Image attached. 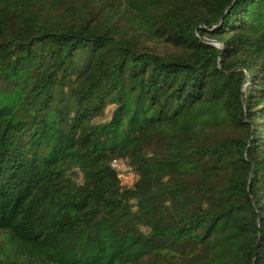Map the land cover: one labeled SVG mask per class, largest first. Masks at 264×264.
<instances>
[{
    "label": "trees",
    "instance_id": "16d2710c",
    "mask_svg": "<svg viewBox=\"0 0 264 264\" xmlns=\"http://www.w3.org/2000/svg\"><path fill=\"white\" fill-rule=\"evenodd\" d=\"M0 264H264V0H0Z\"/></svg>",
    "mask_w": 264,
    "mask_h": 264
},
{
    "label": "built area",
    "instance_id": "2783aa9c",
    "mask_svg": "<svg viewBox=\"0 0 264 264\" xmlns=\"http://www.w3.org/2000/svg\"><path fill=\"white\" fill-rule=\"evenodd\" d=\"M110 165L123 185L132 184L137 177L132 167L123 159H114L111 161Z\"/></svg>",
    "mask_w": 264,
    "mask_h": 264
},
{
    "label": "rangeland",
    "instance_id": "374dc122",
    "mask_svg": "<svg viewBox=\"0 0 264 264\" xmlns=\"http://www.w3.org/2000/svg\"><path fill=\"white\" fill-rule=\"evenodd\" d=\"M110 110H111V106H109V107L106 109L105 114H104L99 120L107 119V118L109 117Z\"/></svg>",
    "mask_w": 264,
    "mask_h": 264
}]
</instances>
